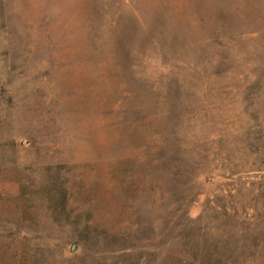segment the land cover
<instances>
[{
	"label": "rangeland",
	"instance_id": "obj_1",
	"mask_svg": "<svg viewBox=\"0 0 264 264\" xmlns=\"http://www.w3.org/2000/svg\"><path fill=\"white\" fill-rule=\"evenodd\" d=\"M0 264H264V0H0Z\"/></svg>",
	"mask_w": 264,
	"mask_h": 264
}]
</instances>
